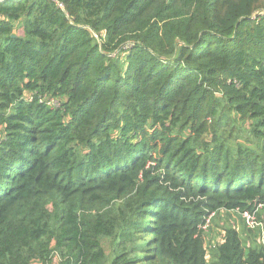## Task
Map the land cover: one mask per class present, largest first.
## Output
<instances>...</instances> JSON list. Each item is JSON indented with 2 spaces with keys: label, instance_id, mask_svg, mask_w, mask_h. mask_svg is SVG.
I'll return each mask as SVG.
<instances>
[{
  "label": "trees",
  "instance_id": "trees-1",
  "mask_svg": "<svg viewBox=\"0 0 264 264\" xmlns=\"http://www.w3.org/2000/svg\"><path fill=\"white\" fill-rule=\"evenodd\" d=\"M258 208L264 0L0 3V264H264Z\"/></svg>",
  "mask_w": 264,
  "mask_h": 264
},
{
  "label": "rangeland",
  "instance_id": "rangeland-1",
  "mask_svg": "<svg viewBox=\"0 0 264 264\" xmlns=\"http://www.w3.org/2000/svg\"><path fill=\"white\" fill-rule=\"evenodd\" d=\"M260 209L261 208H258L256 211H254V213H255L254 214L255 226L252 228L247 227L245 220L242 217V212L241 213H239V212H230V213L227 212V213H225L224 212V213H221L219 216H216L215 214L210 215L209 219H211L213 221V224L209 225V223H208L210 229L208 228L209 230L206 231V234L208 236V238L206 237V241L211 242L212 247L215 248V245L219 242V239L221 238L219 236L223 234L222 229L224 227H227L228 225H230V226L234 227L236 230H238V232L242 236H246L248 234L246 231L247 229L255 231V229L259 228L260 229L259 234L261 232V235L259 236L258 239L260 240V243L263 244V246H264V224L262 223V220L261 221L257 220V217H256V214L260 213ZM209 219H208V222L210 221ZM253 234H254V232L249 233L248 235H250L252 237ZM255 235H256V233H255ZM256 238H257V235H256ZM249 239L253 240V238H248V240ZM210 247L211 246L206 242L205 248L207 249L208 254L211 251ZM209 258L210 259L212 258V254H210L206 257L207 260ZM209 263H212V262H209Z\"/></svg>",
  "mask_w": 264,
  "mask_h": 264
},
{
  "label": "built area",
  "instance_id": "built-area-1",
  "mask_svg": "<svg viewBox=\"0 0 264 264\" xmlns=\"http://www.w3.org/2000/svg\"><path fill=\"white\" fill-rule=\"evenodd\" d=\"M254 212H243L242 213V217L245 220V223L247 225V227L252 228L255 226V217H254ZM208 222V220H207ZM207 225V224H206Z\"/></svg>",
  "mask_w": 264,
  "mask_h": 264
},
{
  "label": "water",
  "instance_id": "water-1",
  "mask_svg": "<svg viewBox=\"0 0 264 264\" xmlns=\"http://www.w3.org/2000/svg\"><path fill=\"white\" fill-rule=\"evenodd\" d=\"M4 1H6V0H0V3L4 2Z\"/></svg>",
  "mask_w": 264,
  "mask_h": 264
}]
</instances>
